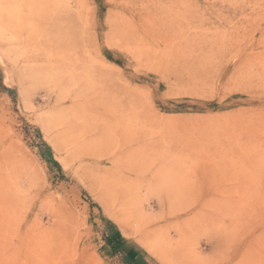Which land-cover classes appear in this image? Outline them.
<instances>
[{
  "label": "rangeland",
  "instance_id": "obj_1",
  "mask_svg": "<svg viewBox=\"0 0 264 264\" xmlns=\"http://www.w3.org/2000/svg\"><path fill=\"white\" fill-rule=\"evenodd\" d=\"M0 264H264V0H0Z\"/></svg>",
  "mask_w": 264,
  "mask_h": 264
},
{
  "label": "crops",
  "instance_id": "obj_2",
  "mask_svg": "<svg viewBox=\"0 0 264 264\" xmlns=\"http://www.w3.org/2000/svg\"><path fill=\"white\" fill-rule=\"evenodd\" d=\"M136 251V248L133 245H130L128 248V252L130 255H133Z\"/></svg>",
  "mask_w": 264,
  "mask_h": 264
}]
</instances>
